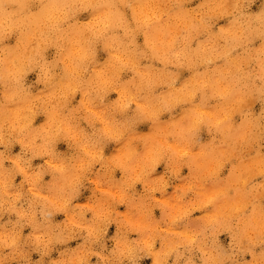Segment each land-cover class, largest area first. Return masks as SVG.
Masks as SVG:
<instances>
[{"label": "clouds", "instance_id": "1", "mask_svg": "<svg viewBox=\"0 0 264 264\" xmlns=\"http://www.w3.org/2000/svg\"><path fill=\"white\" fill-rule=\"evenodd\" d=\"M145 260L264 264V0H0V264Z\"/></svg>", "mask_w": 264, "mask_h": 264}, {"label": "rangeland", "instance_id": "2", "mask_svg": "<svg viewBox=\"0 0 264 264\" xmlns=\"http://www.w3.org/2000/svg\"><path fill=\"white\" fill-rule=\"evenodd\" d=\"M258 7V5H254L253 6V8H254V10H255V8H257ZM87 14H85V16H86ZM83 18V17H82ZM142 39V38H141ZM188 73H184L183 75H187ZM29 79L31 80V79H34V74H32V75H30V77H29ZM115 97V94H112V98H114ZM78 98V97H77ZM43 117L41 116V117H38L37 118V123H40V122H42L43 121ZM140 129L141 130H143V131H147L148 130V126L147 125H141L140 126ZM58 147L61 149V150H63V149H65V147H66V145H64L63 143H61L60 145H58ZM19 150V146H17L15 149H14V151H18ZM38 162H40V161H34V163H38ZM163 171V165H161L158 169H157V172L158 173H161ZM185 171V173H186V169L184 170ZM117 176H119V172H117ZM19 179V178H18ZM46 179H48V177H46ZM139 187V186H138ZM169 191H171V189L169 190ZM121 210H123V207L121 208ZM156 214H157V216L159 215V211L157 210V212H156ZM63 217H62V215H58L57 217H56V219H62ZM114 228H115V226H112L111 228H110V230H109V235H112L113 233H114ZM27 231V230H26ZM221 240L223 241V242H225V243H227V237H226V235H222L221 236ZM36 258H38V255L37 254H33V259H36ZM141 264H150V260H145V261H142L141 262Z\"/></svg>", "mask_w": 264, "mask_h": 264}]
</instances>
